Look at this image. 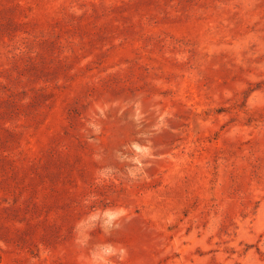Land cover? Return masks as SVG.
Masks as SVG:
<instances>
[{
  "label": "rangeland",
  "instance_id": "1",
  "mask_svg": "<svg viewBox=\"0 0 264 264\" xmlns=\"http://www.w3.org/2000/svg\"><path fill=\"white\" fill-rule=\"evenodd\" d=\"M0 264H264V0H0Z\"/></svg>",
  "mask_w": 264,
  "mask_h": 264
}]
</instances>
